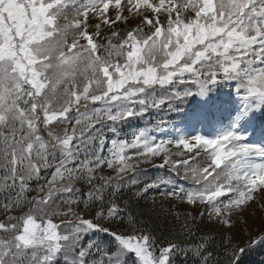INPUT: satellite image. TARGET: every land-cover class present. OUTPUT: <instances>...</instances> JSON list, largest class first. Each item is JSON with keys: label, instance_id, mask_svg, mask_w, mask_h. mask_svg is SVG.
Listing matches in <instances>:
<instances>
[{"label": "snow or ice", "instance_id": "obj_1", "mask_svg": "<svg viewBox=\"0 0 264 264\" xmlns=\"http://www.w3.org/2000/svg\"><path fill=\"white\" fill-rule=\"evenodd\" d=\"M253 206L264 0H0V264H246Z\"/></svg>", "mask_w": 264, "mask_h": 264}, {"label": "trees", "instance_id": "obj_2", "mask_svg": "<svg viewBox=\"0 0 264 264\" xmlns=\"http://www.w3.org/2000/svg\"><path fill=\"white\" fill-rule=\"evenodd\" d=\"M226 91V89H224ZM150 167V166H149ZM162 174V172L158 173L156 170H150V175H158ZM178 203L177 201H173V204ZM189 210H191L189 208ZM198 211V210H196ZM254 215H259L257 212H252ZM264 215V213H263ZM261 262H264V252H254L250 254L246 259V264H261Z\"/></svg>", "mask_w": 264, "mask_h": 264}, {"label": "rangeland", "instance_id": "obj_3", "mask_svg": "<svg viewBox=\"0 0 264 264\" xmlns=\"http://www.w3.org/2000/svg\"><path fill=\"white\" fill-rule=\"evenodd\" d=\"M250 211L257 212L259 214V215H254V219L256 220V223L259 224L260 216L263 215L264 212L257 211L255 206H253V208Z\"/></svg>", "mask_w": 264, "mask_h": 264}]
</instances>
